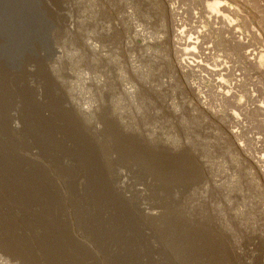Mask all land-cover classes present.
Instances as JSON below:
<instances>
[{
	"label": "rangeland",
	"instance_id": "rangeland-1",
	"mask_svg": "<svg viewBox=\"0 0 264 264\" xmlns=\"http://www.w3.org/2000/svg\"><path fill=\"white\" fill-rule=\"evenodd\" d=\"M28 9L36 33L28 48L10 47L6 80L19 93L0 106V145L11 144L19 176L43 178L61 197L56 222L79 264H113L123 246L99 245L83 228L89 176L67 126L106 149L107 188L145 239L133 264H166L153 228L179 220L222 236L233 264H264V0H29ZM34 112L53 121L59 153L22 136ZM118 136L181 159L183 180L165 185L141 161L117 160ZM40 208L0 199V219L13 222L0 223V264H59Z\"/></svg>",
	"mask_w": 264,
	"mask_h": 264
},
{
	"label": "bare ground",
	"instance_id": "bare-ground-1",
	"mask_svg": "<svg viewBox=\"0 0 264 264\" xmlns=\"http://www.w3.org/2000/svg\"><path fill=\"white\" fill-rule=\"evenodd\" d=\"M28 6L29 0H0V40L2 41V50L0 48V106L5 101L6 93L7 95H13L14 92L19 93L14 82L6 80V75L15 69L14 60L17 55L10 47L21 39L23 44L28 42L26 43L28 48L29 42L34 37L33 33H36V30L33 31ZM193 43V39H188L186 46ZM195 63V66L200 65L198 62ZM211 71L214 70L211 69ZM28 106L32 108V105ZM32 117L34 124L30 125L22 136H31L40 147H42L41 145L45 148L48 146L49 150L58 152L51 138L53 121L47 122L44 119H39L38 112H34ZM67 127L74 137L71 141L79 155L80 166L89 176V191L85 194L88 201L84 207L82 218L83 228L92 238H96V243L99 245L103 241H115L122 244L123 247L117 252L113 264H133L135 255L139 254L138 248L144 245L145 239L131 214L107 188L103 164L106 149L99 144L96 150L91 141L82 138L75 130L73 132L70 126ZM118 137L113 138L116 142L117 160L122 161L128 158L141 161L151 174L156 175L155 179L161 178L166 183L165 185L183 180L186 165L181 159L165 153H161L162 155H159L160 153L153 154L146 147L131 145V143L120 139V136ZM10 145L8 141L7 144L0 145V199L3 202L10 201L16 204L32 202L39 205L41 216L52 218L51 227L48 229L50 238L46 245L51 254L60 260L59 264L81 263L82 260L78 258L77 251H68L67 249L69 245L66 237L67 228L60 227L56 222L60 213L61 197L51 189V186L43 178L36 176L37 179H33L34 175L29 173H23V176L18 175L16 169H19V165L15 157L10 155ZM57 157H61V155H57ZM261 159L263 160L264 157ZM71 186L69 185V187ZM103 213L108 215L107 219L113 225L112 227L106 222L113 228L112 232L100 224ZM0 223L2 229H13V222L10 220L0 219ZM153 229V235L157 237L155 243L161 248L163 247L162 255L165 257L166 264H233L232 256L228 252L225 239L222 236L203 230L192 231L188 227L186 228L181 220L167 224L160 222Z\"/></svg>",
	"mask_w": 264,
	"mask_h": 264
}]
</instances>
